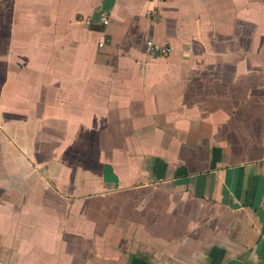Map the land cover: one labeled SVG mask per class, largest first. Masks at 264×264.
Returning <instances> with one entry per match:
<instances>
[{
	"label": "crops",
	"instance_id": "1",
	"mask_svg": "<svg viewBox=\"0 0 264 264\" xmlns=\"http://www.w3.org/2000/svg\"><path fill=\"white\" fill-rule=\"evenodd\" d=\"M0 264H264V0H0Z\"/></svg>",
	"mask_w": 264,
	"mask_h": 264
},
{
	"label": "built area",
	"instance_id": "2",
	"mask_svg": "<svg viewBox=\"0 0 264 264\" xmlns=\"http://www.w3.org/2000/svg\"><path fill=\"white\" fill-rule=\"evenodd\" d=\"M152 3H159L162 2L163 0H149ZM100 22L102 25H107L109 23V19L107 14L105 13H101L100 15ZM148 47L150 49L151 55L152 57L158 56V55H168L170 53V49L169 48H158L156 46H154L153 42H149L148 43Z\"/></svg>",
	"mask_w": 264,
	"mask_h": 264
}]
</instances>
